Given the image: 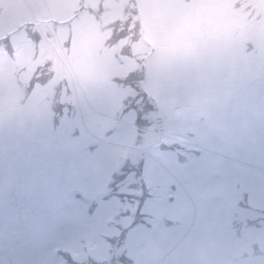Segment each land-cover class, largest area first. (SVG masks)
<instances>
[{"label":"rangeland","instance_id":"374dc122","mask_svg":"<svg viewBox=\"0 0 264 264\" xmlns=\"http://www.w3.org/2000/svg\"><path fill=\"white\" fill-rule=\"evenodd\" d=\"M79 1L0 0V264H264V0Z\"/></svg>","mask_w":264,"mask_h":264},{"label":"trees","instance_id":"16d2710c","mask_svg":"<svg viewBox=\"0 0 264 264\" xmlns=\"http://www.w3.org/2000/svg\"><path fill=\"white\" fill-rule=\"evenodd\" d=\"M131 1L133 3L135 2V0H131ZM242 1L245 2V0H242ZM183 2L185 3V2H187V0H183ZM83 3H84V1H79L78 0V6L81 5L80 7H82L83 6ZM185 4H187V3H185ZM136 5H138V2L137 1H136ZM136 5L134 4L135 7H137ZM102 7H103V5L101 4L100 5V8H102ZM90 13H91V15H93V16H95L97 18V21L100 22L99 25L102 28L103 27V24H102V21H101L102 16H101L100 10H95V9H92L91 10L90 9ZM135 13H136V11H135ZM137 14L140 15L138 11H137ZM122 19L123 18H121V19H119L117 21L115 27H111L112 28V31H111V34H110V38H109L108 42L106 43L107 45L104 46V47H109V46L113 47V45L116 44L117 41L120 40L123 35H125L126 38L129 36L128 31L130 30L131 25L129 26V24H127L124 30L119 29V24L118 23L120 21H122ZM140 27H141V25L138 24V27H136V29L140 30ZM107 29H108V27H106V30ZM104 30L105 29H103L102 31H104ZM118 30H120L121 34L118 32ZM118 34H119V36H118ZM138 37H139V34L137 35V38ZM6 51H7V53H9L8 52V49H6ZM122 54L123 55H126V53L124 51L122 52ZM8 55H10V54H8ZM114 58L118 62L117 65H120L121 66V64H119L121 62H120V60L116 59L117 58L116 55L114 56ZM138 61H140V60H138ZM134 76H136V73H135ZM127 80H126L127 83H131L130 81H127ZM117 83H118V85H120V83H121V80L119 78H117ZM132 86L133 85H130L129 87L132 88V89H135ZM127 87H122V88L119 87V91L121 92L122 95L125 94L124 91H126V88ZM64 113H65V115H67L69 117L72 116L71 115V106L70 105L67 106L64 103H62V101L58 100L57 101V104H56V110L51 113L52 116H53V119H52L53 123L51 125L52 131H54L55 127H57L59 125V121H61V119L63 118L61 116H58V114H61L63 116ZM136 124L138 126V131H137L138 133L135 136L138 138L137 141H141L143 139V136L146 135L145 129H143L144 126L141 124L140 121H137ZM116 129H117V126H116ZM78 135H80V133H78ZM160 146H161L160 147V150L166 149L169 154L175 153L174 155H176L177 160H179L180 166H184V165L187 164V158H185V156H187V153L188 152L185 151V149L183 150L181 147H178V148H180L179 150L182 151L181 152V151H176L177 150L176 149L177 148L176 147L177 145H175V147H176L175 149H174V147H169V146H164V145H160ZM185 153H186V155H185ZM121 162H122V165L121 166L114 167V172L116 173V178L118 180V181H116V184H117L116 185V191H119L120 192L121 187H122V189H124V190L127 191L126 188H130L131 187V189L132 190H135V191H137V190H143V194L146 195L149 187L147 185V181L143 177V175H144L143 174V164L139 162L138 158L134 160V158L131 157L130 155H126L124 157L123 154L117 156V158L115 160V163L116 164H119ZM119 168H120V170L118 172H116ZM133 174H134V179L131 182H127L128 175H133ZM121 194H122V192H121ZM138 208H140V207H138ZM247 208L250 209L251 211H253V213L256 214L257 217H264V210H261V209H258V208L247 207V206H244V205H239V209L240 210H245ZM138 210L139 209H137V211ZM236 215L238 216V214H236ZM234 223H237V226L238 227L240 226V224H239L240 222L239 221L238 222L233 221V224ZM254 226H255V228H259V229H262L264 231V227L260 226L259 223L254 224Z\"/></svg>","mask_w":264,"mask_h":264},{"label":"flooded vegetation","instance_id":"af4514ba","mask_svg":"<svg viewBox=\"0 0 264 264\" xmlns=\"http://www.w3.org/2000/svg\"><path fill=\"white\" fill-rule=\"evenodd\" d=\"M19 206H20V204H19ZM20 213H21V211H19Z\"/></svg>","mask_w":264,"mask_h":264}]
</instances>
